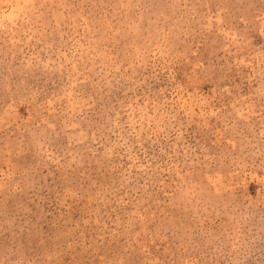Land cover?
<instances>
[{
  "label": "rangeland",
  "instance_id": "374dc122",
  "mask_svg": "<svg viewBox=\"0 0 264 264\" xmlns=\"http://www.w3.org/2000/svg\"><path fill=\"white\" fill-rule=\"evenodd\" d=\"M0 264H264V0H0Z\"/></svg>",
  "mask_w": 264,
  "mask_h": 264
}]
</instances>
